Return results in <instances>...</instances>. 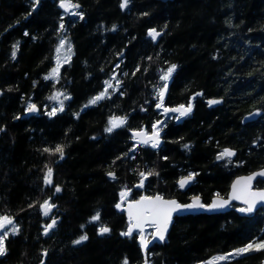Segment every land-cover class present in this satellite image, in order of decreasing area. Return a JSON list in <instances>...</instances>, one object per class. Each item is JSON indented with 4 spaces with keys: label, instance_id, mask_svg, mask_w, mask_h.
I'll return each mask as SVG.
<instances>
[{
    "label": "trees",
    "instance_id": "trees-1",
    "mask_svg": "<svg viewBox=\"0 0 264 264\" xmlns=\"http://www.w3.org/2000/svg\"><path fill=\"white\" fill-rule=\"evenodd\" d=\"M70 1L75 15L60 0H0V216L17 229L0 264H142L138 233L121 234L122 191L129 200L160 193L185 202L197 194L208 203L225 196L237 174L264 168V0H128L123 8V0ZM61 37L72 53L53 77ZM108 80L105 97L90 103ZM55 87L69 98L49 115ZM215 96L222 104L209 107ZM189 104L184 118L164 117L163 106ZM255 108L262 114L242 123ZM113 117L125 123L108 132ZM159 120L162 143L137 144L131 132ZM227 147L235 154L217 159ZM49 168L52 186L44 184ZM191 173L182 191L177 181ZM44 201L54 205L48 216ZM236 206L176 216L166 241L147 248L148 264H196L263 240L264 207L248 217ZM263 257L264 249L254 250L219 264Z\"/></svg>",
    "mask_w": 264,
    "mask_h": 264
},
{
    "label": "snow or ice",
    "instance_id": "snow-or-ice-1",
    "mask_svg": "<svg viewBox=\"0 0 264 264\" xmlns=\"http://www.w3.org/2000/svg\"><path fill=\"white\" fill-rule=\"evenodd\" d=\"M128 3V0H123L121 7H126ZM71 5L67 2V0H61V7H64L66 10ZM149 35L152 37L153 40H155L160 33L157 32L155 29H152L149 31ZM63 46V42H61V47ZM15 48V46H14ZM57 53L60 52V48H57ZM70 51V49H69ZM13 57H15V50L13 51ZM58 64H59V57H58ZM175 65L171 66L167 72L162 75L161 79L164 81H167L171 73L174 71ZM57 74V70L54 69L52 75L55 76ZM47 78V77H46ZM113 79H116L113 77ZM105 91L102 92L100 95L93 98V100L90 101V103H96L98 100H101L105 97L107 94V90L109 88H112V84L109 81H105ZM164 88H167V84L164 85ZM60 95L59 93L51 97V99H56L57 96ZM159 97L161 98V101L163 100L164 91L161 90L158 93ZM219 103V101L211 100L209 101V104H215ZM161 104H158L157 107H160ZM29 111H35V105H29L28 106ZM192 110V105L189 104L187 107L184 105H180L177 108L172 109H165V112H178L180 117L188 115ZM55 110L52 113H49V115H53ZM125 123L124 118L120 117H113L109 120V127L106 129V131L111 132L113 129L122 126ZM153 133L150 137H147L145 139L140 140L143 144L151 143L152 147H156L159 143V130L157 128V125H153ZM134 136L138 137H145L147 136L146 133L140 132V133H134ZM187 147V145H185ZM44 151H49V149H44ZM55 152L59 153L61 158L63 157V147L60 145H57L55 148ZM234 153L229 150L225 149L218 157L217 159H222L224 157H231ZM152 173H148L147 175H151ZM110 176H112V173H109ZM259 175L264 176V172L259 173ZM146 174L141 173V177L145 178ZM51 177H52V169L49 168L45 174V183H51ZM193 179L192 175H189L187 178L182 179L180 183V187H184L187 183H189ZM253 177H248L244 181L237 180L233 184V191L230 199H242L243 202L247 205L246 208H241L240 211L242 212H252L254 207L256 206L257 202H264V192H252L250 191V184ZM143 185V179L141 181V186ZM56 191L59 192L60 188L57 187ZM121 199L123 200L127 196V192L122 191L120 193ZM229 203L228 200H222L218 199L213 201L211 205H209V208H223L225 205ZM43 214L45 216L49 215V212L54 207L49 201H44V203L40 206ZM120 205L117 204V208H119ZM205 207L203 204L200 203L199 198H194L193 202L188 205H181L177 203L175 200H163L160 196H156L154 198L149 197H142L139 201H136L134 204H129L128 206V215H129V228L127 232L121 233L122 235H132L134 229L140 230V236H141V246L147 247L149 241L144 237V224L147 223L155 228L154 235L159 237L160 240H163L165 238V232L167 231L168 224L172 218V214L174 212H177L182 209H193V208H203ZM93 221H96L99 219V214L93 216L91 218ZM56 221L53 220L52 223L48 224L44 232L45 234L48 233L49 229L53 228L55 226ZM11 226L12 234H15L17 229L14 226V221L9 216H0V230H4L5 227ZM100 234L108 233L110 229L108 227H101L99 229ZM8 232L4 231L3 235H0V256L5 255L6 253V247H5V240L7 238ZM87 236L82 235L78 240L74 241L75 244H79L82 241L86 240ZM261 250L264 249V243H258L253 244L250 243L244 248H240L235 250V254H242L244 252L253 250ZM215 260H224L227 259L225 256L216 257ZM125 264H127V261H125ZM211 264V262H210Z\"/></svg>",
    "mask_w": 264,
    "mask_h": 264
},
{
    "label": "water",
    "instance_id": "water-1",
    "mask_svg": "<svg viewBox=\"0 0 264 264\" xmlns=\"http://www.w3.org/2000/svg\"><path fill=\"white\" fill-rule=\"evenodd\" d=\"M67 2L71 5L67 10L64 8V7H61V0L59 2V6L60 8L66 12V13H69L70 10L74 7V4L71 3L70 0H67ZM60 94L57 96L56 99H51V97H53L54 95L56 94ZM66 94V91L65 90H62V89H58L57 87L53 88L52 92L50 93L49 97H48V101L50 103H53V102H57V101H60L64 95ZM211 100H216V101H219V103H215V104H209V101ZM207 102V105L209 107H215V106H218L220 104H222L223 102V99L222 97H210L206 100ZM180 105H175V106H163L162 108V111L168 115V114H178V112H165V109H172V108H177L179 107ZM187 107V106H185ZM262 114V111L259 110V109H252L250 111H248L247 113H245L241 119L242 123H249V122H252L254 120H256L260 115ZM185 117V116H183ZM183 117H180V118H183ZM155 125H158V124H155ZM154 129L152 128V131L150 133H147L144 129H136V130H133L131 132V135L133 136V138L135 139L136 143L137 144H143L140 142V140L142 139H145L147 137H150L153 133ZM140 132H143V133H146L147 136L145 137H138V136H134V133H140ZM162 143V137L160 136V132H159V143L158 145H160ZM225 149H229L231 150L234 154H235V150L234 149H231L229 147L225 148ZM224 149V150H225ZM232 157V156H231ZM261 172H264V168H257V169H254L252 171H249V172H245V173H241V174H237L233 179L232 181L230 182V185H229V189H228V192L227 194L224 196V195H219V194H215L211 197L210 201L208 203H204L201 199V197L197 194H194L190 197V199L188 201H185V202H182V201H179L176 197H165L163 195H161L160 193H155V194H151V195H143V196H140L139 198H135V199H132V200H127L123 205H122V210L124 211L125 215H126V218H127V221H128V226H127V230L129 228V224H130V220H129V215H128V206L129 204H134L136 201H139L142 197H149V198H154L156 196H160L163 200H175L177 201V203L181 204V205H188V204H191L194 200V198H199V201L201 204H203L205 207L203 208H193V209H182V210H179L177 212H174L172 214V218L168 224V228H167V231L165 232V238L163 240H160L159 237L155 236L154 233H155V228L153 227V231L151 233V237L149 239H147L146 237V228L148 226H151L147 223L144 224V237L149 241L147 247H142L141 246V249H142V253L144 255V262L142 264H148V259L146 258V250L147 248L154 242H159V243H164L167 239V236H168V233L170 231V228L173 224V221H174V218L176 216H183V215H190V214H199V213H206V214H215V213H224V212H227L229 211L231 208H232V205L233 204H237L238 206L236 207V211L239 215H242V216H248V217H251L253 216L258 209L264 207V202H257L256 206L254 207L253 211L252 212H242L240 211L241 208H246L247 205L243 202L242 199H230L231 195H232V191H233V184L237 181V180H241V181H244L246 178L248 177H253V179L251 180V184H250V191L252 192H264V186H261V187H257L255 186V182L257 181V179H261V180H264V176L262 175H259V173ZM109 173H112L113 175L110 176ZM107 174V176L109 178H113L114 177V173L113 172H109ZM189 175H192L193 176V179L187 183L183 188L180 187V181L184 178H187ZM194 181V174H185L183 176H181L178 181H177V184L178 186L180 187V189L182 191H185L189 186L190 184ZM44 184L45 185H48V186H52L53 184V173H52V177H51V183H45V177H44ZM218 199H222V200H228L229 203L227 205H225L223 208H209L208 206L211 205L213 203V201L215 200H218ZM54 207L51 209L53 210ZM1 231V230H0ZM133 232H136L138 233V241L140 243V240H141V236H140V230L137 228V229H134ZM141 245V243H140ZM259 264H264V257L260 260Z\"/></svg>",
    "mask_w": 264,
    "mask_h": 264
},
{
    "label": "rangeland",
    "instance_id": "rangeland-1",
    "mask_svg": "<svg viewBox=\"0 0 264 264\" xmlns=\"http://www.w3.org/2000/svg\"><path fill=\"white\" fill-rule=\"evenodd\" d=\"M78 13V8L76 7V6H74V8L73 9H71V11L69 12V14H71V15H75V14H77ZM61 42H63V46L61 47ZM60 48V52L59 53H57V51L55 52V58H56V66L54 67V69H56L57 70V73H58V71H59V67L62 65V63H64L65 61H67L69 58H70V56H71V53H72V45H71V43L69 42V41H67L64 37H61L60 39H59V41H58V44H57V46H56V50H57V48ZM69 49H70V51H69ZM58 57H59V64H58ZM53 69V70H54ZM53 70H52V72L49 74V75H52V73H53ZM167 72V71H166ZM53 76V75H52ZM57 76V74L55 75V76H53V77H56ZM109 82H111V84H114L113 83V81L112 80H108ZM106 87V86H105ZM66 98H69V96L68 95H65V98L63 97L60 101H57V102H53L52 103V105H51V111L53 112L54 110L55 111H58V110H60L63 106H64V104H65V99ZM167 115H165L164 114V117H166ZM161 121L162 120H159V122H158V130H159V132L160 133H162V127H161ZM152 129V128H151ZM151 129L150 130H145L146 132H151ZM144 195H146L145 193H144ZM147 195H150V194H147ZM127 200H129V198H127V197H125L124 199H123V203L124 202H126ZM15 226V225H14ZM15 228H16V226H15ZM4 231H7L8 232V234L10 233V232H12L11 231V226H7L6 225V227H5V229L4 230H1L0 231V235H3V232ZM152 231H153V227L152 226H148L147 228H146V235H147V238L151 235V233H152ZM250 243H253V244H258V243H264V239L263 240H257V241H253V242H250ZM250 243H248V244H250ZM248 244H246L245 246H243V247H241V248H244V247H246ZM255 250V248L253 249V250H250V251H247V252H251V251H254ZM247 252H244V253H242V254H245V253H247ZM237 254H235V251H233V252H231V253H216V254H214L212 257H210V258H208L206 261H204L203 262V264H210V262H211V264H219V263H222V262H224V261H227V260H229V259H231L233 256H236ZM239 255V254H238ZM221 256H225V257H227V259H224V260H219V261H217V260H215L214 258H216V257H221Z\"/></svg>",
    "mask_w": 264,
    "mask_h": 264
},
{
    "label": "flooded vegetation",
    "instance_id": "flooded-vegetation-1",
    "mask_svg": "<svg viewBox=\"0 0 264 264\" xmlns=\"http://www.w3.org/2000/svg\"><path fill=\"white\" fill-rule=\"evenodd\" d=\"M176 118H179L178 116ZM264 186V185H263Z\"/></svg>",
    "mask_w": 264,
    "mask_h": 264
}]
</instances>
